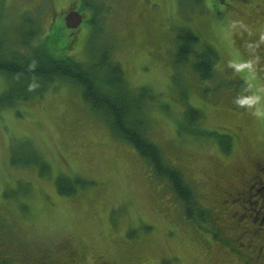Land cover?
I'll return each instance as SVG.
<instances>
[{"label":"rangeland","instance_id":"obj_1","mask_svg":"<svg viewBox=\"0 0 264 264\" xmlns=\"http://www.w3.org/2000/svg\"><path fill=\"white\" fill-rule=\"evenodd\" d=\"M72 8L84 15L75 29L65 24ZM185 25L218 51L206 81L193 69V54L175 62ZM0 30L7 55L31 56L49 44L90 64L109 46L132 92L150 90L143 105L148 138L207 210L202 220L188 218L171 182L119 138L78 84L57 78L42 93L0 103L6 255L32 262L42 252L52 264L237 263L213 239L215 217L224 214L218 184L264 161V61L244 42L264 37V0H0ZM9 84L0 74V94ZM189 106L201 111L195 129L185 116ZM58 175L82 183L66 195Z\"/></svg>","mask_w":264,"mask_h":264},{"label":"trees","instance_id":"obj_2","mask_svg":"<svg viewBox=\"0 0 264 264\" xmlns=\"http://www.w3.org/2000/svg\"><path fill=\"white\" fill-rule=\"evenodd\" d=\"M79 10L82 11L81 8ZM25 35V33L22 34V43L28 45ZM28 35L31 37L32 32L30 31ZM4 44L5 37L0 30V74H3L10 82L4 93L0 94V103L11 106L16 100L27 99L33 94L42 93L45 83L57 78H66L78 84L82 89L83 98L88 100L92 108L107 114L109 125L119 138L133 145L151 164L153 172L171 182L177 198L185 204V214L188 218L196 221L202 220L207 215V210L197 203L195 192L186 182L183 173L168 163L159 145L148 138L143 118V105L152 98L150 90L143 87L137 92H132L123 76L122 66L110 54L109 46H104L101 54L88 64L63 52L61 55L60 49L54 45H41L42 47L34 49L33 54L28 56L24 51L17 53L9 51L7 55L3 51ZM196 45L201 46V49L197 50ZM191 54L194 56L193 69L199 73L201 79L206 81L211 78L214 74L213 68L218 58V51L210 43L202 42L199 34L185 25L179 28L177 35L175 62L181 64L187 61ZM200 115L199 109L189 106L185 116L193 129L196 128L193 125ZM203 134L213 135L210 131ZM223 136L219 134L216 137L224 149L229 151L230 144ZM68 179V183H65L66 178L58 175L56 187L60 193L66 195L74 193L77 190L76 183H82L81 179Z\"/></svg>","mask_w":264,"mask_h":264},{"label":"flooded vegetation","instance_id":"obj_3","mask_svg":"<svg viewBox=\"0 0 264 264\" xmlns=\"http://www.w3.org/2000/svg\"><path fill=\"white\" fill-rule=\"evenodd\" d=\"M244 42L264 61V37L246 38ZM261 163L260 168L254 167L251 172L237 173L217 183L223 191L224 214L219 219L215 217L219 223L213 239L236 258V264H264V161ZM0 246L4 255H0V264H52V259L42 252L32 262L22 256L12 259L6 255L4 244L0 242Z\"/></svg>","mask_w":264,"mask_h":264},{"label":"water","instance_id":"obj_4","mask_svg":"<svg viewBox=\"0 0 264 264\" xmlns=\"http://www.w3.org/2000/svg\"><path fill=\"white\" fill-rule=\"evenodd\" d=\"M82 21L83 14L75 8L69 10L65 16V24L70 29L79 27L82 24Z\"/></svg>","mask_w":264,"mask_h":264}]
</instances>
